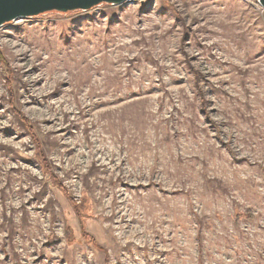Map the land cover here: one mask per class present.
Returning a JSON list of instances; mask_svg holds the SVG:
<instances>
[{
    "label": "rangeland",
    "instance_id": "1",
    "mask_svg": "<svg viewBox=\"0 0 264 264\" xmlns=\"http://www.w3.org/2000/svg\"><path fill=\"white\" fill-rule=\"evenodd\" d=\"M0 52L49 165L0 65V264H264L257 0L49 12Z\"/></svg>",
    "mask_w": 264,
    "mask_h": 264
},
{
    "label": "water",
    "instance_id": "2",
    "mask_svg": "<svg viewBox=\"0 0 264 264\" xmlns=\"http://www.w3.org/2000/svg\"><path fill=\"white\" fill-rule=\"evenodd\" d=\"M129 1L137 0H0V28L19 19L33 18L49 12H86L103 4L119 6ZM257 1L264 12V0Z\"/></svg>",
    "mask_w": 264,
    "mask_h": 264
},
{
    "label": "trees",
    "instance_id": "3",
    "mask_svg": "<svg viewBox=\"0 0 264 264\" xmlns=\"http://www.w3.org/2000/svg\"><path fill=\"white\" fill-rule=\"evenodd\" d=\"M174 13H175V15H177L176 12H174ZM5 62L6 61L4 60V58L2 57L1 52H0V65L4 66L5 70H6L5 71V84H6L5 88H6L7 93H8V100L7 101H8L9 109L12 112L13 116L16 118L17 122L21 125V127L23 128L25 133L29 136V138L31 139L33 145L37 149V151H39V150H41L40 142H39V139H38V137L36 135V132H35V129H34L33 125H31L30 120L27 119L26 117H24L21 113H19V111L15 107L14 93H13V89H12V75H11V72H10V68L7 66V63H5ZM199 97H200L201 105H203L202 107L205 108V98H204V96H203L201 91L199 93ZM211 124L213 125L216 133L219 134L218 127L215 126L212 122H211ZM223 147L230 153L231 156L234 154L227 144H223ZM233 158H235V155H233ZM35 161H36V163H38V165L41 167V169L43 171H45L49 167L48 162L46 161V158L43 155V152H41V151H39V153L35 154ZM235 161H237L238 163H242L244 160L235 159ZM54 182H57V180L55 178H54ZM56 184H57V187L59 189H61L65 193L66 197L73 204V201L71 200V198L66 193V190L63 188L62 184L59 183V182H57ZM82 203L84 205L85 199H82ZM77 209H78V207H77ZM242 216H247L248 219L252 220V215H251L250 212H247L245 215H242ZM242 216H240V215L235 216L236 222H238Z\"/></svg>",
    "mask_w": 264,
    "mask_h": 264
}]
</instances>
